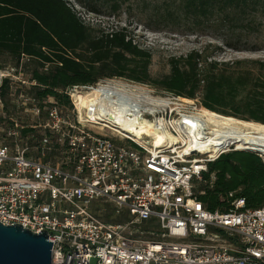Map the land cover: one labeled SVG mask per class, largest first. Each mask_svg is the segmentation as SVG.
<instances>
[{"label": "built area", "instance_id": "1", "mask_svg": "<svg viewBox=\"0 0 264 264\" xmlns=\"http://www.w3.org/2000/svg\"><path fill=\"white\" fill-rule=\"evenodd\" d=\"M22 69L23 61L0 67V88L8 79L14 103L37 118L29 126L44 132L35 145L15 127L12 141L0 139L2 223L47 230L54 264H264V207L243 209L245 199L238 198L234 209L220 212L199 200L208 163L225 150L203 152L204 142L185 150L182 139L156 145L148 132L121 135L110 115L93 118L96 104L82 106L79 88L95 85L65 90L73 104L67 113L53 96L30 95L27 89L37 81ZM167 99L152 120L165 119L160 127L180 135L175 119L198 106L190 100V110L173 94ZM54 150L58 161L48 158ZM108 206L120 221L100 217Z\"/></svg>", "mask_w": 264, "mask_h": 264}, {"label": "trees", "instance_id": "2", "mask_svg": "<svg viewBox=\"0 0 264 264\" xmlns=\"http://www.w3.org/2000/svg\"><path fill=\"white\" fill-rule=\"evenodd\" d=\"M113 1L114 10H118L122 0ZM181 6L184 14L168 8L162 11L159 6L155 7V14L167 25L179 24L186 18L194 21V26L208 22L234 32L239 28L240 36L258 30L261 21L257 22L256 16L264 17V0H182ZM129 33L126 27L117 26L106 32L96 30L69 0H0V53L13 60L14 65L23 61L31 79L37 81L27 89L30 95L38 99L53 96L61 105L72 108L70 96L65 93L68 88L97 85L104 78L119 77L177 96L199 97L203 110L255 121L260 123L259 131L264 132V60L210 59L207 45L204 50L170 57V72L157 78L149 71L152 52L140 47ZM2 66L6 65L0 63ZM12 93L6 79L0 88L6 112L5 117L0 116V126L5 120L14 124ZM240 123L255 130L247 122ZM16 127L22 128L23 136L36 130L29 125ZM124 143L137 148L130 140ZM59 156V151L54 150L48 158ZM204 179L205 183L199 185V190L204 191L199 200L211 211L229 212L238 198L245 199L243 209L264 207V158L255 151L236 149L222 153L208 163ZM105 217L121 220L112 219L111 211Z\"/></svg>", "mask_w": 264, "mask_h": 264}, {"label": "rangeland", "instance_id": "3", "mask_svg": "<svg viewBox=\"0 0 264 264\" xmlns=\"http://www.w3.org/2000/svg\"><path fill=\"white\" fill-rule=\"evenodd\" d=\"M74 8L78 11L82 19L90 24L96 30L103 29L106 31H111L112 28L126 27L129 30V36L135 39V42L142 48L149 49L153 56L152 62L149 67V71L153 77H161L170 72L169 59L172 56L186 55L192 50H204L207 45V53L211 55L210 59H216L218 61H233L236 59L250 58V59H261L264 60V17L262 14L256 16V21L260 22V27L258 30L251 32L249 35H239L241 30L236 28L234 32L232 29L212 26L211 23L202 22L194 26V21L190 19H182L179 24H165L164 20L156 15L155 7H161L162 11L165 8L170 10H177L178 13L184 14V6H181L182 0H147L146 4L144 0H122L121 7L118 10H114L113 0H69ZM181 6V7H180ZM91 7H96L99 10H93ZM152 16V19L149 18ZM195 27V28H193ZM192 29H195L192 31ZM244 33V32H243ZM224 38L226 40H224ZM228 41V42H226ZM229 43V44H228ZM235 45V47L230 46ZM0 63L6 66L14 65V61L8 56L0 53ZM24 75L28 78V69L23 67ZM26 70V71H25ZM101 84L114 83L118 85L125 86L127 89L139 90L143 89L147 91L154 99L159 101H167L171 98L172 93L166 90L155 87L147 83H138L135 81L127 80L124 78H104ZM100 81V82H101ZM105 81V82H104ZM132 85V86H131ZM136 85V86H135ZM96 86V85H95ZM130 87V88H129ZM88 90L79 88L78 94L82 99V103L86 106V100L88 96ZM86 95V96H85ZM174 95V94H173ZM159 97V98H158ZM181 97V96H180ZM185 100L177 101L179 103H185L189 105V109L193 110L191 101H195L198 106V110H203L201 108L200 99H190L187 97H182ZM171 100V99H170ZM169 100V101H170ZM159 101H155L156 104ZM173 101V100H172ZM173 105V104H172ZM64 110L69 113L72 111L70 107L64 106ZM207 112L214 125L220 117H225L232 123L243 126L240 123L247 122L256 131L261 130L258 127L260 123L255 121H245V119L234 117H228L224 115L214 114L213 112ZM218 113V112H217ZM6 116V112L0 109V116ZM144 115V114H143ZM154 118L151 112L145 113V117L142 119L146 122H151L149 120ZM36 116L34 115L32 109L24 108L23 106H18L15 104L14 110V124L5 120L0 126V139L4 141H12V137L9 132L15 127L18 128L19 132L22 134L21 127H16L17 125H30L35 122ZM43 119V118H42ZM17 123V124H15ZM97 125V124H93ZM101 126V125H97ZM217 126V125H216ZM92 129H98L96 126H90ZM120 133H126L123 130ZM258 129V130H257ZM249 130V129H248ZM43 130L36 129L25 136V142H29L30 145H35L36 137L41 136ZM106 134L111 137L119 139L117 135H113L110 131H106ZM234 142V143H233ZM229 146H228V145ZM228 146V147H227ZM33 151H37L36 147H33ZM225 152L230 150H244L239 149L236 141L228 137L226 138V143L224 146ZM227 149V150H226ZM256 152V151H255ZM263 158L264 153L257 151ZM55 161L60 160L59 157L54 158ZM205 183V182H203ZM97 205H102V203H97ZM108 211L113 212L111 206H108ZM101 218L106 219L107 217L100 215ZM112 219H122L120 216L112 215Z\"/></svg>", "mask_w": 264, "mask_h": 264}, {"label": "bare ground", "instance_id": "4", "mask_svg": "<svg viewBox=\"0 0 264 264\" xmlns=\"http://www.w3.org/2000/svg\"><path fill=\"white\" fill-rule=\"evenodd\" d=\"M122 85L108 82L90 88L86 103L97 105L98 114H94V119H103L105 115H110V122L116 128L133 133L138 138H141L143 132H148L152 135L151 141L156 145L165 140L175 143L182 139L187 143L185 150L193 147L195 149L199 142H204L201 144L203 152H218L225 150L226 138L231 137L236 141L239 149L264 153V132L248 130L223 116L216 121V126L215 121L213 122L207 112L201 109L191 115H183L175 119L174 123L179 125L180 135H175L163 126L160 127L166 124L165 119L159 118L154 121L146 118L151 122H145L142 119L144 113H154L157 108L167 107L170 101H159L143 89L141 91L134 88L127 89ZM155 101L159 103L156 104ZM82 106L85 107L84 103ZM116 131L123 135L120 130L116 129Z\"/></svg>", "mask_w": 264, "mask_h": 264}, {"label": "water", "instance_id": "5", "mask_svg": "<svg viewBox=\"0 0 264 264\" xmlns=\"http://www.w3.org/2000/svg\"><path fill=\"white\" fill-rule=\"evenodd\" d=\"M48 235L45 229L33 232L20 223L0 221V264H54Z\"/></svg>", "mask_w": 264, "mask_h": 264}]
</instances>
